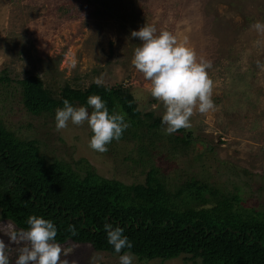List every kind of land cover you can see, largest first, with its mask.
<instances>
[{"label":"rangeland","instance_id":"374dc122","mask_svg":"<svg viewBox=\"0 0 264 264\" xmlns=\"http://www.w3.org/2000/svg\"><path fill=\"white\" fill-rule=\"evenodd\" d=\"M256 21L264 23V0H0V71L13 79L0 82V121L23 138L37 139L48 161L75 167L85 159L98 175L128 184L143 182L153 164L171 189L201 180L264 208V32L251 27ZM144 24L171 32L197 60L211 62L216 107L191 117V127L183 128L193 139L186 148H172L164 125L143 129L141 139L113 140L100 153L89 147L93 133L87 122L69 121L57 131L56 114L35 116L24 108L15 79L29 71L54 89L65 82L86 86L103 75V84L130 87L139 109L162 117L164 107L152 97L150 81L132 64L141 42L131 32ZM7 225L20 230L0 217V228ZM0 238L8 243L2 232ZM61 246L78 264H90L94 254L102 257L99 264H119L121 254L89 244ZM9 259L15 264V251ZM197 262L181 255L145 264ZM133 264L144 263L134 256Z\"/></svg>","mask_w":264,"mask_h":264},{"label":"trees","instance_id":"16d2710c","mask_svg":"<svg viewBox=\"0 0 264 264\" xmlns=\"http://www.w3.org/2000/svg\"><path fill=\"white\" fill-rule=\"evenodd\" d=\"M12 80L0 71V82ZM15 81L24 108L35 116L56 114L65 99L87 107V98L99 95L110 113L113 109L124 113L130 124L120 140L141 139L143 129L164 126L162 117L139 109L130 87L122 83L65 82L54 89L30 71ZM168 139L173 149L186 148L193 140L183 128ZM31 215L52 220L60 244H89L111 254L117 253L104 225L121 227L132 248L120 254L131 251L144 264L181 255H190L199 264H264V208L247 205L240 194L196 179L171 189L153 164L143 182L128 184L98 175L85 159L75 167L58 159L48 161L37 139L23 138L0 121V217L26 230ZM69 225H75V234Z\"/></svg>","mask_w":264,"mask_h":264},{"label":"clouds","instance_id":"9594fccd","mask_svg":"<svg viewBox=\"0 0 264 264\" xmlns=\"http://www.w3.org/2000/svg\"><path fill=\"white\" fill-rule=\"evenodd\" d=\"M251 27L264 32V23L256 21ZM130 38H138L140 46L135 48L132 64L150 81L151 95L164 107L162 124L165 134L171 135L181 128L191 127V117L195 112L201 114L215 109L212 99L213 81L208 69L211 62L197 60L196 53L185 43L167 30L157 32L153 25L144 24L133 30ZM103 85V75L94 81ZM92 111L89 113L88 108ZM69 121L77 126L85 122L93 135L89 147L104 153L113 140L119 141L124 131L130 126L122 112L113 109L110 113L106 102L99 95L87 98L86 106H73L68 99L63 107L56 109V130L68 127ZM27 229L16 230L11 225L0 228L9 238L8 243L0 238V264H10V255L15 251V264H78L76 259L69 260V252L56 241L58 229L52 220L31 215L27 219ZM108 243L120 254L124 249H131L129 238L121 227L105 223ZM75 225H69V231L75 234ZM13 245L15 246L13 248ZM63 257V258H62ZM102 259L94 254L90 264H99ZM131 251L119 255V264H133Z\"/></svg>","mask_w":264,"mask_h":264}]
</instances>
